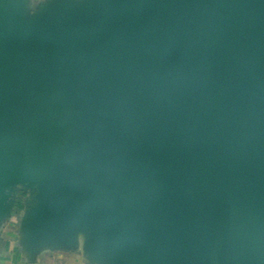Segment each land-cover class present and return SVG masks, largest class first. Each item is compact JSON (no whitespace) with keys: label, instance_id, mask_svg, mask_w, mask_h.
<instances>
[{"label":"water","instance_id":"95a60500","mask_svg":"<svg viewBox=\"0 0 264 264\" xmlns=\"http://www.w3.org/2000/svg\"><path fill=\"white\" fill-rule=\"evenodd\" d=\"M89 264H264V0H0V227Z\"/></svg>","mask_w":264,"mask_h":264},{"label":"crops","instance_id":"0c3cea01","mask_svg":"<svg viewBox=\"0 0 264 264\" xmlns=\"http://www.w3.org/2000/svg\"><path fill=\"white\" fill-rule=\"evenodd\" d=\"M39 0H29L33 3ZM24 187V185H18ZM15 189V190H16ZM32 194H23L19 196L14 191V201L16 205L13 208V215L0 227V264H89L85 261L82 239L80 246L72 251H56L49 248H40L36 252L29 253L24 250L20 243L19 215L25 206L35 203V188H26Z\"/></svg>","mask_w":264,"mask_h":264},{"label":"flooded vegetation","instance_id":"af4514ba","mask_svg":"<svg viewBox=\"0 0 264 264\" xmlns=\"http://www.w3.org/2000/svg\"><path fill=\"white\" fill-rule=\"evenodd\" d=\"M28 190L24 187H18L16 190H15V193L18 194L19 196H22L23 194H27ZM29 194H32L33 191H30L28 192ZM24 196V195H23Z\"/></svg>","mask_w":264,"mask_h":264}]
</instances>
